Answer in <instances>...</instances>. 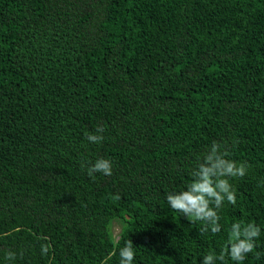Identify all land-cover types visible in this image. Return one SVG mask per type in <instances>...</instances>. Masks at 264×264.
Segmentation results:
<instances>
[{
  "label": "trees",
  "instance_id": "trees-1",
  "mask_svg": "<svg viewBox=\"0 0 264 264\" xmlns=\"http://www.w3.org/2000/svg\"><path fill=\"white\" fill-rule=\"evenodd\" d=\"M214 140L249 170L201 235L165 195ZM262 178L264 0H0V264H199L240 220L264 253Z\"/></svg>",
  "mask_w": 264,
  "mask_h": 264
},
{
  "label": "clouds",
  "instance_id": "clouds-1",
  "mask_svg": "<svg viewBox=\"0 0 264 264\" xmlns=\"http://www.w3.org/2000/svg\"><path fill=\"white\" fill-rule=\"evenodd\" d=\"M105 129L97 125L95 132L87 133L89 143L100 144L104 140ZM81 168L87 175L95 178L96 173L105 176L112 175V163L109 159L98 157L94 161L81 162ZM249 165L246 162L231 158V148L227 143L212 141L196 163L188 170L190 179L186 186L178 191H169L165 195L168 208L185 217L190 224L200 223L198 229L201 235L221 232L219 210L225 202L236 205V189L232 182L242 179L248 174ZM258 186H264V178L258 181ZM117 195L115 199H119ZM261 236V228L253 222L243 220L231 223L227 232V242L219 251L208 252L203 255L199 264H244L251 254L256 260H261L264 253L257 251V240ZM47 251L42 245V254ZM119 264H133L135 251L131 240L125 242L118 250ZM13 250L4 251V260L7 264H15L18 256Z\"/></svg>",
  "mask_w": 264,
  "mask_h": 264
},
{
  "label": "rangeland",
  "instance_id": "rangeland-1",
  "mask_svg": "<svg viewBox=\"0 0 264 264\" xmlns=\"http://www.w3.org/2000/svg\"><path fill=\"white\" fill-rule=\"evenodd\" d=\"M116 228V227H115ZM117 232V230L115 229V230H113V233H116Z\"/></svg>",
  "mask_w": 264,
  "mask_h": 264
}]
</instances>
